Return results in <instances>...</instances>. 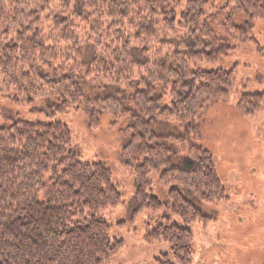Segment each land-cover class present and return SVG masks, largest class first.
<instances>
[{
    "label": "trees",
    "instance_id": "1",
    "mask_svg": "<svg viewBox=\"0 0 264 264\" xmlns=\"http://www.w3.org/2000/svg\"><path fill=\"white\" fill-rule=\"evenodd\" d=\"M220 2L186 0L178 13L180 0H0V92L17 107L46 100L55 114L85 107L91 132L103 116L127 119L121 157L136 180L132 219L162 207L149 180L159 171L179 220L163 216L145 234L147 244L169 247L156 264L193 262L190 225L210 218L187 195L204 205L225 200L212 155L197 141L202 115L228 98L236 68L197 64L246 45L264 59L252 37L264 0H224L216 9ZM236 110L264 112V91L242 93ZM171 120L179 134H155ZM70 143L61 122L0 127V264H108L123 248L99 215L123 205L110 170L80 162Z\"/></svg>",
    "mask_w": 264,
    "mask_h": 264
},
{
    "label": "rangeland",
    "instance_id": "2",
    "mask_svg": "<svg viewBox=\"0 0 264 264\" xmlns=\"http://www.w3.org/2000/svg\"><path fill=\"white\" fill-rule=\"evenodd\" d=\"M180 1L178 13L186 0ZM220 1L216 9L222 6L224 0ZM241 23L242 18L237 17L235 24ZM214 30L218 37H223L217 27ZM252 37L258 47L264 49V20L254 22ZM85 57H89L87 51ZM197 66L204 71L235 67L236 72L228 98L211 105L201 119L197 143L212 155L216 174L225 191V200L215 205H204L192 194H185L203 216L210 218L207 223L190 225L194 236L192 264H264V112L245 117L236 110L242 93L264 91V59L259 58L254 45H246L236 47L217 63H199ZM12 98L0 92V127L16 120L61 122L70 131L69 151L80 162H100L110 170L123 205L99 215L111 225V236L123 241V248L108 264H156L157 259L168 253V245L147 244L144 240L148 231L163 222V216L172 223L179 220L170 212L168 189L159 183V171L152 172L149 180L151 195L158 198L162 207L157 212L145 211L132 219L136 180L121 157L130 136L126 130L129 125L127 119L103 116L100 128L91 132L85 107L79 111L69 110L67 114H55L47 109L50 103L46 100L17 107ZM179 128L176 120H171L159 122L154 132L156 135H177L181 132Z\"/></svg>",
    "mask_w": 264,
    "mask_h": 264
}]
</instances>
